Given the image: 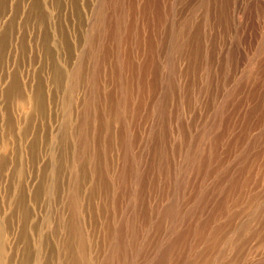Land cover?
I'll list each match as a JSON object with an SVG mask.
<instances>
[{
  "label": "rangeland",
  "instance_id": "1",
  "mask_svg": "<svg viewBox=\"0 0 264 264\" xmlns=\"http://www.w3.org/2000/svg\"><path fill=\"white\" fill-rule=\"evenodd\" d=\"M0 220L3 264H264V0H0Z\"/></svg>",
  "mask_w": 264,
  "mask_h": 264
},
{
  "label": "bare ground",
  "instance_id": "2",
  "mask_svg": "<svg viewBox=\"0 0 264 264\" xmlns=\"http://www.w3.org/2000/svg\"><path fill=\"white\" fill-rule=\"evenodd\" d=\"M1 221V220H0ZM2 230V229H1ZM0 237H1V232H0ZM27 251V250H26ZM0 264H3L2 262H0Z\"/></svg>",
  "mask_w": 264,
  "mask_h": 264
}]
</instances>
